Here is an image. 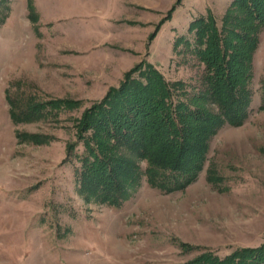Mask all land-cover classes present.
<instances>
[{
	"label": "rangeland",
	"instance_id": "1",
	"mask_svg": "<svg viewBox=\"0 0 264 264\" xmlns=\"http://www.w3.org/2000/svg\"><path fill=\"white\" fill-rule=\"evenodd\" d=\"M90 1L0 0V264H186L204 250L224 257L264 243V28L245 124L224 126L198 180L172 194L152 188L147 162L125 151L142 177L116 208L80 192L81 164L67 153L77 140L74 120L143 61L168 81H183L189 95L199 93L205 67L190 24L210 10L222 28L233 0H182L151 41L178 0ZM178 37L188 43L175 45ZM7 92L17 111L32 99L82 105L15 124ZM17 132L56 140L24 143ZM209 165L224 182L207 180Z\"/></svg>",
	"mask_w": 264,
	"mask_h": 264
},
{
	"label": "trees",
	"instance_id": "2",
	"mask_svg": "<svg viewBox=\"0 0 264 264\" xmlns=\"http://www.w3.org/2000/svg\"><path fill=\"white\" fill-rule=\"evenodd\" d=\"M181 2L178 0L160 22L150 41L172 19ZM237 11L244 15H233ZM263 28L264 0H233L222 28L210 10L207 16L192 21L189 32L195 35V54L205 67V87L197 94L189 95L183 81H168L151 63L143 61L128 71L119 87H111L101 101L74 120L77 140L68 143L67 153L81 164L80 192L87 193L88 200L122 207L131 196L130 187L138 185L142 177L138 164L126 158L127 150L147 162L145 176L152 188L172 194L194 184L209 161L212 139L226 125L243 126L250 116L253 93L249 84L254 79V56ZM180 42L188 40L178 37L175 45ZM6 98L13 106L10 114L15 124L42 120L49 113L59 115L82 105L64 99H32L17 111L9 92ZM259 110L264 111V86ZM17 138L36 145L56 140L22 132H17ZM80 145L82 154L77 151ZM207 180L218 185L225 179L209 165ZM186 264H264V243L238 248L224 257L204 250Z\"/></svg>",
	"mask_w": 264,
	"mask_h": 264
},
{
	"label": "crops",
	"instance_id": "3",
	"mask_svg": "<svg viewBox=\"0 0 264 264\" xmlns=\"http://www.w3.org/2000/svg\"><path fill=\"white\" fill-rule=\"evenodd\" d=\"M84 1L87 2L86 4H89L88 1H90V0H84ZM124 1H125L124 5H126V4L128 5L127 1H126V0H124ZM91 2H92V1H90V4H92V9H93V8H94V7H93L94 2H93V3H91ZM125 11H126L125 13H129V14L132 13L131 8H125ZM128 11H129V12H128ZM176 12L179 13V11H176Z\"/></svg>",
	"mask_w": 264,
	"mask_h": 264
}]
</instances>
